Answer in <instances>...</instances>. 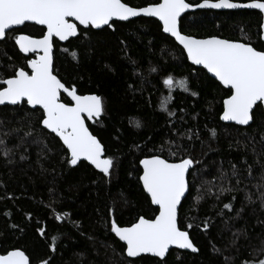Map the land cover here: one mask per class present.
<instances>
[{"label":"trees","instance_id":"16d2710c","mask_svg":"<svg viewBox=\"0 0 264 264\" xmlns=\"http://www.w3.org/2000/svg\"><path fill=\"white\" fill-rule=\"evenodd\" d=\"M125 2L143 7L159 0ZM113 24L114 30L90 28L88 39L81 35L66 43L55 40L53 63L66 86L75 84L80 94L104 97L105 112L87 123L106 145V154L115 157L111 179L86 161L68 164L67 148L40 122L41 108L32 109L26 102L0 105V139L12 149L11 163L0 154V252L19 247L31 264L45 259L49 264H161L149 255L129 258L110 228L112 216L127 226L140 215L151 218L158 213L139 179V161L156 153L170 160L191 156L197 162L188 175L189 192L178 220L184 229L192 224L186 230L200 251L171 249L163 264H251L264 259V203L256 187L264 173V108L254 110V120L246 127L222 122L229 89L191 64L157 19L141 16ZM180 28L199 38H248L254 47L264 48L262 14L257 10H197L181 18ZM21 32L39 37L45 28L26 24L0 41V79L15 68L29 70L27 61L35 54L25 56L19 50L14 37ZM169 74L186 77L191 90L177 87L172 92L167 106L174 116L160 108L168 96L162 81ZM62 100L70 103L64 94ZM135 119L141 127L130 123ZM177 145L180 151L172 157L168 149L177 151ZM55 212L70 216L57 220ZM40 228L45 229L43 235ZM52 237H57L55 251L50 248Z\"/></svg>","mask_w":264,"mask_h":264},{"label":"snow or ice","instance_id":"6c2138e0","mask_svg":"<svg viewBox=\"0 0 264 264\" xmlns=\"http://www.w3.org/2000/svg\"><path fill=\"white\" fill-rule=\"evenodd\" d=\"M205 6L216 9L248 7L264 12V0H250L249 3L203 0V4L195 5L187 3L186 0H159L158 3H151L146 7H133L125 0H0V40H4L16 26L25 25L26 22H35L46 27V32L39 37L23 32L15 35V43L22 52L36 55L34 59L27 61L29 71L24 67L15 68L6 78L0 79V105H16L26 101L33 107L40 106L43 110L40 122L66 145L70 153L68 164L76 166L83 158L110 180L115 157L106 154V145L89 130L87 123L96 122L102 116L105 112V99L95 93L79 94L75 84L66 86L59 73L54 70L53 41L54 38L67 41L81 35L88 39L90 28L100 29L107 26L114 30V20L126 21L145 14L158 17L163 22V31L171 33L183 45L187 58L196 65H203L229 89L231 94L223 100V114L220 119L249 125L254 120V110L264 108V48L254 47L250 39L243 37L234 41L216 36L197 39L182 34L179 26L181 14L187 9ZM80 26L85 29L83 33ZM70 54L78 61L76 51ZM162 83L168 90V96L163 98L165 102L160 104V108L167 111L169 116H174L175 113L169 111L167 106L173 99L172 92L177 87L184 92L191 91L188 80L186 77L175 79L169 74ZM62 93L71 97L72 103H64L61 99ZM191 94L198 95L196 92ZM130 123L137 128L142 126L139 119ZM210 131L215 137L216 130ZM191 138L189 135L188 139ZM175 143L169 142L170 145ZM163 150L161 146L160 151ZM168 151L172 157H177L180 146L177 145V151H172L171 147ZM0 154L9 158L8 162L11 163L12 149L7 147L4 139H0ZM20 158L24 159L23 156ZM139 163L143 166V174L139 179L151 197V203L158 206V214L151 218L140 215L136 222L123 227L117 224L114 216L111 217V231L121 241L126 242L127 256L152 254L163 264L171 246L198 253L200 249L186 230L191 229L192 224H187L184 229L178 220V207L189 187V169L197 162L191 156L170 160L153 153L145 156ZM251 170L252 166L249 165V174ZM235 174L234 171L233 175ZM256 187L260 191L259 199L264 203V190H261L264 189V173H261L260 183ZM247 199L251 201L252 195L249 194ZM224 208L231 209L232 205L225 204ZM114 211V208L110 209V213ZM69 216V212H55L57 220ZM39 232L43 235L45 229L40 228ZM56 240L57 237H52V251H55ZM0 264H31V260L24 250L14 247L0 253ZM40 264H49V260H42ZM243 264L250 262L244 261ZM251 264H264V259Z\"/></svg>","mask_w":264,"mask_h":264},{"label":"water","instance_id":"95a60500","mask_svg":"<svg viewBox=\"0 0 264 264\" xmlns=\"http://www.w3.org/2000/svg\"><path fill=\"white\" fill-rule=\"evenodd\" d=\"M186 2L187 3H190V2H188L187 0H186ZM213 2H214V0H213ZM234 2H239V1H234ZM250 1H248V2H239V3H249ZM190 4H192V3H190ZM197 4H203V1H201V2H199V3H197ZM195 5V4H194ZM134 7V6H133ZM143 7H146V6H143ZM204 9H206V10H216V11H227V10H243V9H248V10H257V11H259V12H261L259 9H255V8H248V7H241V8H236V9H228V8H220V9H216V8H211V7H194V8H191V9H187V10H185L182 14H181V16H180V18H179V26H180V21H181V18L185 15V14H187V13H190V12H195V11H197V10H204ZM261 14H262V37H264V12H261ZM141 16H143V17H150V18H155V19H157L160 23H161V25H162V30H163V22L162 21H160L159 20V18L158 17H153V16H148V15H145V14H140V15H138V16H136V17H131V18H129L128 20H126V21H129V20H132V19H135V18H137V17H141ZM114 21H125V20H114ZM26 24H32V25H37V26H40V27H43V28H45V32H46V27L45 26H42V25H38V24H36L35 22H26L25 23V25ZM25 25H21V26H16L14 29H19V28H22V27H24ZM83 28V26H80V28ZM104 27H107V26H103L102 28H104ZM102 28H100V29H102ZM94 29H96V28H94ZM97 30H99V29H97ZM180 30H181V28H180ZM164 32V31H163ZM182 32V31H181ZM166 35H169V36H171L176 42H177V44L179 45V46H181L182 48H183V45H181L180 43H179V41L178 40H176V38L174 37V36H172V34L171 33H166V32H164ZM182 34H184V35H187V34H185V33H183L182 32ZM29 35V34H28ZM7 37V36H6ZM5 37V38H6ZM195 37V36H194ZM72 38H74V37H72ZM195 38H197V39H206V38H199V37H195ZM208 38V37H207ZM220 39H224V38H221V37H219ZM69 39H71V38H69ZM68 39V40H69ZM55 40H57V41H59V42H61V43H66L67 41H60L58 38H54V41H53V50H52V57H53V63H54V42H55ZM263 40V42H264V39H262ZM1 41V40H0ZM18 48H19V46H18ZM184 49V48H183ZM20 50V49H19ZM21 51V50H20ZM185 51V53H186V55H187V52H186V50H184ZM22 52V51H21ZM25 56H28V55H34L35 53H24V52H22ZM40 54H42V52L40 53ZM36 55V54H35ZM35 58V56L32 58V59H34ZM189 60V59H188ZM189 62L191 63V64H193L194 66H196V67H199V68H203L211 77H213L214 79H216L215 78V76H214V74H212V73H210L203 65H196V64H194L191 60H189ZM26 71H29V70H26ZM217 80V79H216ZM218 82H220L219 80H217ZM220 84L222 85V86H224L221 82H220ZM225 88H227L226 86H224ZM228 89V88H227ZM64 93H62L61 94V99H62V95H63ZM80 94V93H79ZM64 95H66L67 96V94H64ZM67 98L70 100V103H72V100H71V97H68L67 96ZM63 101V100H62ZM26 102V101H25ZM64 103H66L65 101H63ZM4 105H13V104H8V103H6V104H4ZM17 105V104H16ZM30 108H32V109H36V108H40V106H35V107H33L32 105H28ZM42 109V108H41ZM223 114V113H222ZM222 114H221V116H222ZM222 120V119H221ZM222 122H224V123H228V124H235V125H238V126H241V127H246V126H248V125H241V124H238L237 122H235V121H224V120H222ZM252 122H250L249 123V125L251 124ZM89 127V126H88ZM48 130V129H47ZM89 130L91 131V129L89 128ZM49 132H51L50 130H48ZM52 133V132H51ZM93 133V132H92ZM53 134H55V133H53ZM56 135V134H55ZM57 136V135H56ZM58 137V136H57ZM60 139V138H59ZM61 140V139H60ZM62 141V140H61ZM62 143H63V141H62ZM65 147H66V145H64ZM70 154V153H69ZM81 161H86V160H84L83 158H81V160L78 162V164L81 162ZM86 162H88L90 165H92L89 161H86ZM93 167H94V165H92ZM141 167H142V174H143V166L141 165ZM95 168V167H94ZM96 169V168H95ZM97 171H99L100 172V170H98V169H96ZM190 170H191V168L189 169V172H190ZM141 174V175H142ZM188 178V177H187ZM141 183H142V181H141ZM142 185H143V183H142ZM146 192V191H145ZM188 192H189V187H188V189L186 190V192H185V195H184V197H182V200H181V203H182V201L184 200V198L187 196V194H188ZM147 193V192H146ZM147 195L149 196V194L147 193ZM150 197V196H149ZM150 199H151V197H150ZM153 206H155V207H157L158 208V206H156V205H153ZM180 206H181V204H180ZM180 206L178 207V218H179V209H180ZM158 214V213H157ZM123 227V226H122ZM114 233V232H113ZM115 234V233H114ZM115 236H116V234H115ZM118 239H119V237L118 236H116ZM120 240V239H119ZM121 241V240H120ZM121 242H123L124 244H125V246L127 247V245H126V242H124V241H121ZM171 249H178V250H183V251H189V252H192L191 250H189V249H180V248H178L177 246H171L170 247V249H169V251L171 250ZM1 253V252H0ZM192 253H194V252H192ZM127 255V254H126ZM143 255H149V256H153L152 254H142L141 256H143ZM153 257H155V256H153ZM129 258H132V259H135V258H137V257H129Z\"/></svg>","mask_w":264,"mask_h":264}]
</instances>
